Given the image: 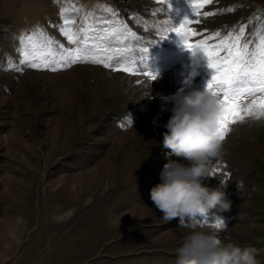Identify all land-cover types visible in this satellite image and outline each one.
Instances as JSON below:
<instances>
[{
	"label": "rangeland",
	"instance_id": "1",
	"mask_svg": "<svg viewBox=\"0 0 264 264\" xmlns=\"http://www.w3.org/2000/svg\"><path fill=\"white\" fill-rule=\"evenodd\" d=\"M195 2L0 0V264H176L193 230L254 246L264 264V119L230 126L205 181L225 191L230 211L217 207L181 227L163 220L150 198L170 152L162 134L173 105L162 97L183 86L191 64L182 38L173 32L162 40L161 34L194 18ZM65 19L75 21L73 33L87 19L99 37L90 43L108 50L94 54L111 56L113 67L139 61L148 47L157 79L93 63L57 71L22 64L19 50L32 47L21 44L22 35L35 34L37 47L50 38L54 51L80 47L63 34ZM188 27L194 44L244 27L241 42L253 48L264 34V0H209ZM105 31L118 34L100 39ZM197 68L185 94L205 90L213 75L205 57ZM66 185L84 195L49 218L58 225L45 235L43 206ZM219 218L226 227L215 226Z\"/></svg>",
	"mask_w": 264,
	"mask_h": 264
},
{
	"label": "clouds",
	"instance_id": "2",
	"mask_svg": "<svg viewBox=\"0 0 264 264\" xmlns=\"http://www.w3.org/2000/svg\"><path fill=\"white\" fill-rule=\"evenodd\" d=\"M201 54L199 49L190 52V70L184 75L183 86L175 94L162 97L165 104L173 105L162 134L163 146L170 152L160 173L161 182L150 190L151 201L163 220H178L181 227L208 218L217 207L222 212L231 210L225 191L205 184L212 177L213 162L222 155L223 148L217 135L220 115L217 97L207 87L185 94V88L198 75L197 66L204 59ZM167 110L161 108L162 112ZM173 156L178 159H172ZM179 158L189 164H182ZM226 186L222 183L223 188ZM260 254L261 250L254 246L225 242L218 234L193 230L177 250L176 264H260L257 259Z\"/></svg>",
	"mask_w": 264,
	"mask_h": 264
},
{
	"label": "snow or ice",
	"instance_id": "3",
	"mask_svg": "<svg viewBox=\"0 0 264 264\" xmlns=\"http://www.w3.org/2000/svg\"><path fill=\"white\" fill-rule=\"evenodd\" d=\"M161 3L169 5V0H160ZM209 0H196L192 3L194 18L184 19L179 25H174L167 32L161 34V39H167L170 33H176L182 38L184 47L190 51L199 49L206 58L207 67L213 70L211 79L207 82L208 91L217 97L220 106L218 117L217 135L223 142L229 132L231 125L244 122L246 119H264V34L258 33V42L250 48L249 41H242L244 27L239 29V34L229 32L221 37L220 33H213L205 39L190 42V37L196 35L188 26L192 24L198 14L202 3ZM62 15L64 10H61ZM212 13H204L205 16ZM74 20H64L65 28L63 34L68 38L70 44H79L75 49H64L61 45L58 51L52 48L53 41L49 38L44 44L37 47L36 35L21 36V44H31V50L22 47L19 51L23 59L21 63L33 69H48L51 71L61 70L76 63L102 64L104 67L112 68L114 71L131 72L134 75L142 74L151 80H156L158 73L152 71L148 65L149 48L145 47L142 52L145 54L139 61H130V66L113 67L110 61L113 59L108 55H97L94 52L107 53V48H102L100 44H91L90 41L98 39L91 33L97 29L85 21V26L78 29V33H73L70 25ZM35 33L43 37L44 33L37 28ZM117 32H104L100 39H107L116 36ZM129 35H133L129 33ZM217 37L219 39L217 40ZM216 40V43H209ZM41 49H46L41 51ZM59 56V59L57 57ZM143 65V67H140ZM131 123V121H129ZM213 169V174H215ZM217 228L224 226L223 221H217Z\"/></svg>",
	"mask_w": 264,
	"mask_h": 264
},
{
	"label": "bare ground",
	"instance_id": "4",
	"mask_svg": "<svg viewBox=\"0 0 264 264\" xmlns=\"http://www.w3.org/2000/svg\"><path fill=\"white\" fill-rule=\"evenodd\" d=\"M53 195H54V198H57V199L51 198L50 203L48 204L45 203L46 206L45 205L43 206V215H44V218H47V219L49 218L51 219V216L53 214H56L57 212L61 211V209H63L68 203L70 204L73 203V205L80 204V199L84 195V189H83V193L82 192L80 193L74 189L69 188L68 185H66V186L60 187ZM50 219L47 220L48 224L46 222L48 228L44 232L45 235H48L49 234L48 232L50 230H53L58 225L57 223L53 222V219L52 220ZM40 245H41V240L39 239L38 247H40Z\"/></svg>",
	"mask_w": 264,
	"mask_h": 264
}]
</instances>
